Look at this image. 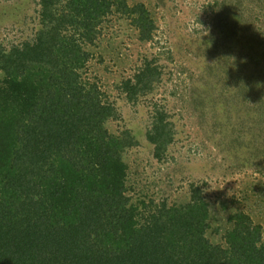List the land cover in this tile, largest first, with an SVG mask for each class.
Masks as SVG:
<instances>
[{
	"label": "trees",
	"instance_id": "1",
	"mask_svg": "<svg viewBox=\"0 0 264 264\" xmlns=\"http://www.w3.org/2000/svg\"><path fill=\"white\" fill-rule=\"evenodd\" d=\"M37 12L34 37L0 45V264H264L262 226L244 212L211 222L201 184L174 202L131 195L125 151L137 141L107 126L116 109L92 73L90 46L115 16L151 41L158 27L147 5L39 0ZM158 67L147 56L123 80L129 101L154 91ZM153 108L147 137L160 162L173 135L169 114ZM226 219L225 247L208 231Z\"/></svg>",
	"mask_w": 264,
	"mask_h": 264
},
{
	"label": "rangeland",
	"instance_id": "2",
	"mask_svg": "<svg viewBox=\"0 0 264 264\" xmlns=\"http://www.w3.org/2000/svg\"><path fill=\"white\" fill-rule=\"evenodd\" d=\"M129 2L147 5L154 38L140 40L130 20L115 16L90 46V66L116 109L109 130L137 141L125 151L131 195L180 201L193 181L208 193L211 222L244 212L264 239V0ZM38 8L39 0H0L4 49L34 37ZM147 56L163 73L134 103L121 85ZM4 77L0 70V82ZM154 105L169 114L173 135L160 162L147 137ZM222 221L208 235L226 247L232 223Z\"/></svg>",
	"mask_w": 264,
	"mask_h": 264
}]
</instances>
